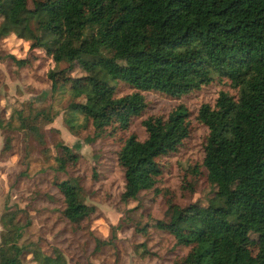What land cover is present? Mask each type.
<instances>
[{"label": "trees", "instance_id": "trees-1", "mask_svg": "<svg viewBox=\"0 0 264 264\" xmlns=\"http://www.w3.org/2000/svg\"><path fill=\"white\" fill-rule=\"evenodd\" d=\"M26 4L0 0V36L18 30L30 40L29 47L54 61L79 63L84 73L71 87L90 99L93 109L72 103L64 122L75 133L76 114L85 116L91 124L81 138L86 144L117 141L123 203L155 185L162 173L160 158L190 133L188 112L181 105L142 119V140L128 133L132 118L145 107L142 92L178 98L214 76L232 82L236 96L220 91L213 105L200 104L194 116L207 131L199 167L213 197L204 204L169 202L164 218L135 227L144 235L152 226L178 245L190 246L172 264H264V0H38L31 9ZM87 20L102 29L100 38ZM134 51L138 62L130 65L127 56ZM116 83L133 91L117 96ZM54 114L50 106L34 108L28 116L1 119L0 127L29 129L40 141L39 124ZM8 141L6 136L4 149ZM79 147V141L56 142L51 166L64 175L53 187L62 198L61 215L74 229L93 210L82 201L80 181L70 172ZM197 169L195 164L190 171L197 174ZM185 189L193 191L191 182ZM16 215L7 210L0 216V264H19L16 238L23 224ZM112 238L94 237V250L112 246ZM251 240L257 246L254 255L244 246ZM31 253L39 264H62L57 254Z\"/></svg>", "mask_w": 264, "mask_h": 264}, {"label": "rangeland", "instance_id": "rangeland-1", "mask_svg": "<svg viewBox=\"0 0 264 264\" xmlns=\"http://www.w3.org/2000/svg\"><path fill=\"white\" fill-rule=\"evenodd\" d=\"M37 1L27 0V8L31 9ZM86 25L100 38L101 28L90 20ZM104 38L112 49L111 40ZM29 45L30 40L18 30L0 36V120L6 121L10 114L28 116L34 108L50 106L51 112L55 111L49 122L39 124L40 141L29 129L0 127V216L7 210L15 211L23 224L16 238L21 247L19 264H39L32 258V249L46 255L57 254L62 264H172L190 246L178 245L172 236L152 226L142 235L135 225L145 221L152 224L153 219L164 218L169 202L204 204L213 197L199 167L207 131L194 116L200 104L213 105L220 91L236 96V88L227 79L214 76L207 84L178 98L142 92L145 107L139 116L132 118L128 133L142 140L145 132L141 120L149 115H166L177 105L184 106L188 112L190 133L175 151L160 158L162 173L155 185L135 200L123 203L119 199L123 179L115 155L117 141L101 139L86 144L81 140L91 131L86 117L76 114L75 133L64 122L67 107L72 103L93 109L91 100L84 94L77 95L71 87L78 84L84 71L79 63L54 61L41 49ZM137 62L138 53L131 52L127 63ZM50 72L56 84L54 92L50 91ZM132 91L127 85L115 84L117 96ZM6 136L9 141L4 149ZM75 141H79L80 156L70 172L80 181L82 201L93 208L77 229L61 215L62 198L53 187V182L64 175L51 170L55 143L71 145ZM195 164L199 172L192 174L190 168ZM22 171L25 173L21 174ZM188 182L192 184V192L185 189ZM1 230L0 223V233ZM94 237L112 238L113 244L94 250ZM140 242L144 243L143 247L137 246ZM244 246L252 255L257 251L252 240Z\"/></svg>", "mask_w": 264, "mask_h": 264}]
</instances>
